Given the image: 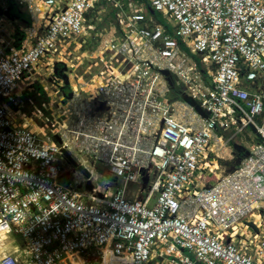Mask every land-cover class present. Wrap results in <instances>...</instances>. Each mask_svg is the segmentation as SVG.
Masks as SVG:
<instances>
[{
  "label": "built area",
  "instance_id": "obj_1",
  "mask_svg": "<svg viewBox=\"0 0 264 264\" xmlns=\"http://www.w3.org/2000/svg\"><path fill=\"white\" fill-rule=\"evenodd\" d=\"M14 1L31 20L0 15V264H264V0ZM49 72L28 117L24 82ZM231 127L257 133L234 169ZM63 149L119 186L72 183Z\"/></svg>",
  "mask_w": 264,
  "mask_h": 264
},
{
  "label": "rangeland",
  "instance_id": "obj_2",
  "mask_svg": "<svg viewBox=\"0 0 264 264\" xmlns=\"http://www.w3.org/2000/svg\"><path fill=\"white\" fill-rule=\"evenodd\" d=\"M9 1H13V0H0V6H5V2L8 3ZM140 2H144L145 3V11L148 13L149 10L147 8V4L144 0H138ZM23 11L25 12H28L27 11V7L24 6V5H19ZM2 15V14H0ZM156 15L158 17H161L159 16L158 13H156ZM102 19H104L105 21L101 24V26L104 28V31L103 32H108L110 30V27H109V24H110V20L111 17H105V15H102ZM97 42L95 40H92L90 44H87L86 46L82 47V50L86 49V50H90V51H94L96 50L97 48L96 47H93L94 45H96ZM60 49H64V54L65 56L68 55V54H71L73 51H72V46H66V45H61V47H59ZM194 58L196 59H200V57L198 55H194ZM62 66L64 67V63L63 62H59L57 64H52V71L53 70H58L60 71V69H62ZM45 67V66H44ZM42 71L45 70V68H41ZM54 72V71H53ZM52 72V73H53ZM52 73L49 72L48 74L44 73L43 74V78L41 77H38V79L36 77L33 76L32 80H30V84L26 83L28 82V80H26L24 82V84H26L25 86L27 87V85H29V87L33 86L32 90L28 91L27 90V94L26 95V104L27 106L25 107L26 109V114L27 116H31V111L32 110L31 108V103H34V104H37V105H40V104H43V105H48L49 101L46 97V90L48 91L47 88H51L52 91H53V84L51 82L54 81V78L56 77V75L54 77H52ZM42 74V73H41ZM57 75H60L62 76V73H58ZM38 76V75H37ZM50 78H53V79H50ZM43 80V81H42ZM47 80V86H46V83L45 81ZM40 81H42V85L40 84ZM66 89L69 91V87L68 85H66ZM177 89H172L171 91H169L167 93V97L169 99H172V100H184L183 98V95L180 96L177 91ZM32 96H35L36 99L32 98L30 99ZM48 107H57L55 105H52L51 103L49 104ZM36 118V122L37 124L39 125L40 122V119L42 118V115L38 118L37 116L35 117ZM27 122V120H26ZM29 125L31 126V123H29ZM219 132L220 133H223L224 137H225V140H230L228 145H230V147L234 148L235 144L238 143V144H245V146H250L252 145V142L253 141H257V133L253 130L252 127H248V128H244L238 132L235 131V129L233 127H231L230 129L228 130H222V129H219ZM84 158H88L89 160V163L90 165L92 166V164H94V174H92L91 176H87L86 174L83 173V171H81L84 175H82L81 173H77L76 176L73 174L71 176V181L72 183H74V180H78L79 181V186L80 188L82 189H85V188H88V186H92V187H97L99 190L101 191H105V190H115L118 186H119V182L115 179V177H113V175L105 168L104 164L98 160L96 161H93V159H90L88 155L86 154H83L82 155ZM222 160H229V158L226 157H221ZM222 164L223 166H227L223 163H220ZM73 171H76L79 170L77 167L73 166L72 165V168H71ZM80 171V170H79ZM207 173V172H205ZM212 175L209 173V176H206V181H209L210 177ZM262 202H264V199H262ZM261 218H263V213L262 215H260ZM82 260H80L78 263H73V264H82L81 262ZM68 262V260L66 261Z\"/></svg>",
  "mask_w": 264,
  "mask_h": 264
},
{
  "label": "water",
  "instance_id": "obj_3",
  "mask_svg": "<svg viewBox=\"0 0 264 264\" xmlns=\"http://www.w3.org/2000/svg\"><path fill=\"white\" fill-rule=\"evenodd\" d=\"M6 14V16H8L9 18H15V17H19L20 15L19 14H12L11 13V7L9 6V8L4 11L3 7L0 6V14ZM20 31H18V33L16 34V37L17 39H19V37L21 36L20 35ZM64 69V67H62V69H60V71L56 70L57 73H60L62 72ZM165 74H169L168 71H163ZM66 79V78H65ZM68 83V80H66V84ZM170 86L171 87H174L173 86V83L170 82ZM64 89V88H63ZM183 98L185 99V101H187L188 103H190L192 106H194V108L203 116V117H207L208 114L201 108V106L195 101L193 100L192 98L188 97L187 95H183ZM63 152H64V155L65 157L75 166L77 167L80 171H83L84 173H86L87 176H90V171L86 168H84L81 164L78 163V161L72 156V154L70 152H68L66 149H63ZM234 152L236 154V157L235 159L233 160V165L231 168H235L242 160V158L244 156H247L249 155V150L241 145V144H238L236 143L235 146H234ZM89 189H92L93 187L92 186H88ZM250 224L253 225L252 222H250Z\"/></svg>",
  "mask_w": 264,
  "mask_h": 264
},
{
  "label": "crops",
  "instance_id": "obj_4",
  "mask_svg": "<svg viewBox=\"0 0 264 264\" xmlns=\"http://www.w3.org/2000/svg\"><path fill=\"white\" fill-rule=\"evenodd\" d=\"M14 1V0H13ZM15 2V1H14ZM8 5H10V1L7 3ZM15 5H17V6H19V3H17V2H15ZM18 10H19V12H23V10H22V8L19 6L18 8H17ZM22 15H20L19 17H15V18H10L11 20H22V21H27V20H25L24 18H22L21 17ZM28 22V21H27ZM201 73L204 75V77L206 78V80L209 82V83H211V79L208 77V75L205 73V71H204V69L203 68H201ZM185 100V99H184ZM229 141L230 140H228V143H229ZM241 145H243V146H245V144H241ZM247 149L249 148L248 146H245ZM225 151H224V153H223V156L224 157H226L227 156V158H229V160H225V161H227V162H231V161H233L234 159H235V157H236V154H235V152H234V148H232V147H230V145H228L227 144V146H226V148L224 149ZM222 159L220 158L219 159V161H221ZM222 163V162H221ZM223 164H225V165H227V167H229V166H232V164H229V163H223ZM7 243H8V246H7V250L8 251H13V250H15V248H16V246L17 245H20L23 241L20 239V238H18L16 241H13V239L12 238H9L7 241H6ZM80 261V260H79ZM78 261V262H79ZM77 262V263H78ZM82 262V261H81ZM82 264H84L83 262H82Z\"/></svg>",
  "mask_w": 264,
  "mask_h": 264
},
{
  "label": "bare ground",
  "instance_id": "obj_5",
  "mask_svg": "<svg viewBox=\"0 0 264 264\" xmlns=\"http://www.w3.org/2000/svg\"><path fill=\"white\" fill-rule=\"evenodd\" d=\"M79 260H82V262L84 263L82 258H75L73 263H77ZM121 262L122 259L119 256L114 254L112 251H107L104 256V259L97 264H120Z\"/></svg>",
  "mask_w": 264,
  "mask_h": 264
},
{
  "label": "trees",
  "instance_id": "obj_6",
  "mask_svg": "<svg viewBox=\"0 0 264 264\" xmlns=\"http://www.w3.org/2000/svg\"><path fill=\"white\" fill-rule=\"evenodd\" d=\"M10 7H11V13L12 14H19L22 15L21 17L24 18L25 20H27L28 22L31 20V16L29 13L23 11V12H19V10L17 9L19 6L15 5L14 1H10ZM222 163H229L233 165V161L231 162H227L225 160H221Z\"/></svg>",
  "mask_w": 264,
  "mask_h": 264
}]
</instances>
